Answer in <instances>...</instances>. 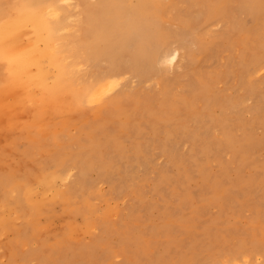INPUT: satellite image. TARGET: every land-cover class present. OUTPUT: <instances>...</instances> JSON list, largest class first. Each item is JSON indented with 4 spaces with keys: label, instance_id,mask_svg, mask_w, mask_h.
Returning <instances> with one entry per match:
<instances>
[{
    "label": "rangeland",
    "instance_id": "1",
    "mask_svg": "<svg viewBox=\"0 0 264 264\" xmlns=\"http://www.w3.org/2000/svg\"><path fill=\"white\" fill-rule=\"evenodd\" d=\"M34 1L71 15L62 64L91 81L114 63L120 84L47 135L28 126L33 103L12 130L0 120V264H264V0H153L159 22L144 24L123 0L103 33L82 0ZM160 37L179 47L171 69L137 56ZM6 77L0 62L1 91ZM66 165L72 179L48 190Z\"/></svg>",
    "mask_w": 264,
    "mask_h": 264
},
{
    "label": "bare ground",
    "instance_id": "2",
    "mask_svg": "<svg viewBox=\"0 0 264 264\" xmlns=\"http://www.w3.org/2000/svg\"><path fill=\"white\" fill-rule=\"evenodd\" d=\"M152 1L128 0L126 5L131 15L141 20L143 24L149 17L159 22V16L151 6ZM82 3L84 10L81 21L82 23L84 19L89 21V28L95 33L96 30L98 33L109 30L116 12H126L123 0H99L96 6L86 0H82ZM254 6L255 4L252 5ZM100 12L102 15L98 17ZM69 16L71 15H66L65 11L57 6L40 4L34 0H0V62L6 66L7 74L3 84L5 90H0V120L5 118L1 124L7 131L15 127L13 114L16 111H25L28 105L33 103L35 105L29 112L28 126L37 127L39 133L47 135L45 128L54 122L56 113L60 114L64 124H68L69 112L82 102L102 105L106 96L111 95L119 86L114 63L108 66L101 77L91 81H82L73 63L69 66L62 64L61 41L64 39L58 36V33L64 26L65 18L69 20ZM124 25L125 22L117 23L116 27L123 30ZM75 49L76 46H72L70 51ZM98 49L89 48V51L94 52ZM136 49L137 56L145 58L146 66L149 68L153 62L163 69H171L180 54L179 47L171 46L166 37H160L155 47L150 50L141 45ZM61 96L66 97L64 102ZM70 170V166L66 165L59 170L57 176L56 170L46 176L44 183L48 185L47 189L52 187L55 178L59 179V187H63L64 182L70 177ZM12 171L6 170L4 175L7 176ZM77 186L80 192L86 191L84 188L89 186L85 167L81 164ZM1 187L6 185L2 184ZM73 190H76L75 186L59 190L51 199L66 200ZM32 193L35 191L25 190L23 195L31 203L32 209L37 211L40 204L31 201ZM19 199L20 195L15 201L18 203ZM86 204L87 202L82 208L86 207ZM7 222L2 220L0 224L6 225Z\"/></svg>",
    "mask_w": 264,
    "mask_h": 264
}]
</instances>
